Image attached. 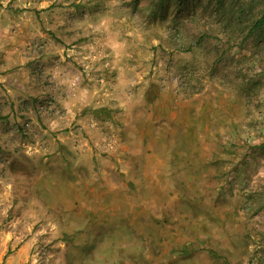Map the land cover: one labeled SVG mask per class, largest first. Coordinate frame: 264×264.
<instances>
[{
    "label": "rangeland",
    "instance_id": "rangeland-1",
    "mask_svg": "<svg viewBox=\"0 0 264 264\" xmlns=\"http://www.w3.org/2000/svg\"><path fill=\"white\" fill-rule=\"evenodd\" d=\"M174 1L0 0V264H264V50Z\"/></svg>",
    "mask_w": 264,
    "mask_h": 264
},
{
    "label": "trees",
    "instance_id": "trees-1",
    "mask_svg": "<svg viewBox=\"0 0 264 264\" xmlns=\"http://www.w3.org/2000/svg\"><path fill=\"white\" fill-rule=\"evenodd\" d=\"M181 1L187 0H175L173 3L178 11ZM212 2H214L217 30L227 38V42L232 40L234 35L238 36L246 32L240 44L249 39V41L256 42L257 50H264V0H212ZM260 2L263 7L256 12L255 7ZM191 18L190 22H194L198 27L201 26L195 16ZM207 32V30H203L199 39L209 38L214 31L210 29V33Z\"/></svg>",
    "mask_w": 264,
    "mask_h": 264
},
{
    "label": "crops",
    "instance_id": "crops-1",
    "mask_svg": "<svg viewBox=\"0 0 264 264\" xmlns=\"http://www.w3.org/2000/svg\"><path fill=\"white\" fill-rule=\"evenodd\" d=\"M24 250H25L24 247L21 248L19 251H17V253L15 255V257H17V264H23V262H24V260H23V258H24V256H23ZM12 261H14V259Z\"/></svg>",
    "mask_w": 264,
    "mask_h": 264
}]
</instances>
